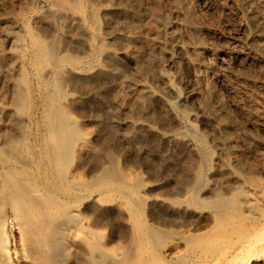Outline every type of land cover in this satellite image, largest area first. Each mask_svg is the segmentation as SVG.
<instances>
[{
    "label": "rangeland",
    "instance_id": "374dc122",
    "mask_svg": "<svg viewBox=\"0 0 264 264\" xmlns=\"http://www.w3.org/2000/svg\"><path fill=\"white\" fill-rule=\"evenodd\" d=\"M69 1L0 0V194L67 204L106 264H264V0ZM61 119L78 198L38 177Z\"/></svg>",
    "mask_w": 264,
    "mask_h": 264
},
{
    "label": "bare ground",
    "instance_id": "6f19581e",
    "mask_svg": "<svg viewBox=\"0 0 264 264\" xmlns=\"http://www.w3.org/2000/svg\"><path fill=\"white\" fill-rule=\"evenodd\" d=\"M61 5L70 6V1L61 0ZM30 35V43L33 52H36V57L37 55L39 57H44L45 60H47L46 62H52V64L59 62L58 57L55 56V52L51 48L53 46L50 47V45L45 44L36 35ZM63 60H67V57L63 58ZM21 82L26 85L28 82L27 77L24 76ZM145 94H147V96L150 95L149 92H145ZM26 95L23 91H17L14 95L17 104H19L23 110H25ZM145 96H140V98H144ZM147 98H144V100ZM56 129L57 132L64 133V136H62L63 138L65 137L64 141H59L61 144L59 148L57 147V150L53 148H51V150L48 149L52 164L51 167H48H50L51 170L48 171L49 169H45L48 171L45 173L41 171L38 177L46 181L49 180V182L53 180L55 182L53 186L55 185L57 189L60 190L59 192L68 199L70 197L78 198L77 195L80 194L83 188L85 190L86 188L78 179H66L65 174L67 172L66 170L63 171V168H61L62 163L60 158V154L62 153L65 154V158L69 159L71 157L72 143L74 141H71L70 134L75 132V128L71 124V121L62 120ZM54 133L56 134V132ZM50 144H52V142ZM201 170L200 168L196 171L195 183L193 182L195 185L193 184L192 188L188 191L189 197L196 201L198 200L195 197V187L196 183H199L201 179ZM17 184H11V189L7 194H0V202L2 205V212L0 214V264H18L13 259L17 254L21 256L23 264H63L65 258L69 255V250H73L74 252L82 248L84 249V247L90 252L87 256L86 264L107 263L105 260H102L104 259L103 256H101V259H98L97 255L99 254L98 251H96L98 247H96L95 242L97 236L95 235L96 237L94 238L95 233H90L91 236L87 234L88 238H82L78 234L79 220L78 213L75 210L72 211L71 207L67 204H57L55 201L54 204H52L53 206L49 207L46 205L45 199L42 198V194L36 190L27 189L28 187L26 184L27 188L24 186L19 187L20 185L17 186ZM46 187L44 188L47 189ZM45 194L47 195L48 192L46 191ZM41 199L44 201H41ZM48 204L51 206L49 202ZM212 204L219 208L223 205V202L216 198L212 201ZM8 234H10L12 239H18L17 245H11V238Z\"/></svg>",
    "mask_w": 264,
    "mask_h": 264
}]
</instances>
